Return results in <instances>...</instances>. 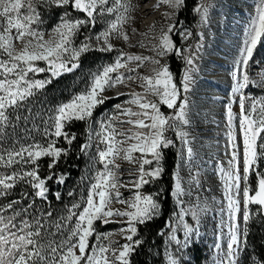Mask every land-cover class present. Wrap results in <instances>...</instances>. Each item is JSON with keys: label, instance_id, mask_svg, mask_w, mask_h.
I'll use <instances>...</instances> for the list:
<instances>
[{"label": "snow or ice", "instance_id": "obj_1", "mask_svg": "<svg viewBox=\"0 0 264 264\" xmlns=\"http://www.w3.org/2000/svg\"><path fill=\"white\" fill-rule=\"evenodd\" d=\"M183 2L184 0H157L154 7L163 3L176 9ZM41 5L75 10L83 13L86 18L72 19L69 12L65 11L46 39L45 32L38 27L42 23L41 13L38 11ZM136 7L131 0H113L111 6L109 0H0V134L5 132L6 126L12 124L10 109H19L36 90L50 84L51 78L72 72L79 67L81 55L93 48L90 37H85L84 42L74 46L75 37L83 26L94 25L97 17L105 13L113 14L115 18L96 37L97 41H102L97 50L111 52L114 45L110 37L115 35L125 41L130 39L124 25L130 20L134 22L131 12ZM196 11L201 14V22L206 23L207 6L201 5ZM175 27L174 23H169L166 29H161L158 37H154L158 40V43L152 46L155 56L129 54L120 50L114 63L104 66L92 75L85 92L57 106L54 113L43 122V135L49 138L46 145L33 142L10 150L0 149V165H32L30 170L13 171L11 174L0 173V197L7 196L17 182H23L33 189L31 197L47 201V182L56 179L57 183H65V175L57 176L52 170L62 157H67L70 153V147H57L56 141L62 137L66 144L71 146L77 138L75 133L65 130L66 124L73 120L83 121L91 118L93 110L110 99L105 95L108 89L124 84L126 80L140 82L143 92H131V99L127 101L138 110L132 107L122 109V106L117 104L116 109L126 119L109 117L99 123V131L89 126L87 142L80 146V152L88 154V150L93 147L95 136L99 143L92 159L102 165V169H97L83 204L74 203L68 209V215L57 220H52L51 210L39 215L33 214L29 218V210L35 206L34 198L26 207L16 210L15 205L30 198L27 192L22 194L21 199L0 206V264H130V254L142 243L140 239H134L138 233V225H144L160 214L159 194H143L140 189L156 180L164 171V150L175 144L167 133L173 132L181 143V164L189 163L194 155V138L186 127L191 124L187 94L194 83V58L184 57L187 67L180 82L174 79L168 65L157 58L165 57L173 51L177 55H183L184 50L175 46L171 35ZM149 31H154V28ZM142 35L146 36L147 33ZM179 35L187 39L192 33L184 31ZM139 43L141 47L144 46L142 41ZM260 44H264V0H259L256 13L246 31L232 73V95L225 105L229 152L227 167L222 164L219 172L227 202L226 227L229 240L219 264H239L237 257L246 243L247 225L252 219L250 206L256 205L258 211L264 212V172L258 170V164L264 161V97L251 98V103L246 105L250 98L244 94L249 86L264 87V76L253 80L248 73L249 63ZM39 61H44L47 67H39L36 63ZM129 62H136L135 68L129 67ZM145 62L153 65L151 74L133 75ZM121 69L125 71H120ZM46 71L51 73L48 80L29 79V73ZM233 103H238V114L233 111ZM162 106L172 110L171 113L165 114L161 110ZM21 119L26 121L28 117L16 116V120ZM122 124H128L130 127H117ZM238 136L242 140V154L239 151ZM137 153L138 156L134 155ZM42 157L51 158L48 164L50 174L46 177H42L39 172L38 161ZM118 159L136 165V176L131 181L135 191L129 200L122 199V193L119 191L127 185L120 184V165L116 163ZM189 168L190 180L199 185L198 173L191 174L190 163ZM253 174L257 177L254 189L249 184V177ZM182 183L180 172L177 171L175 188L171 194L177 197L180 206L179 213H173L174 217H179V223H169L171 231L168 240V243L175 242L177 253L194 242L193 235H199L198 228L187 223L185 216L190 215L198 224L200 214L208 211L206 205L184 207L183 197L187 193ZM55 196L60 199L59 192L55 193ZM114 201L126 205V209L113 208ZM9 211L12 214L6 215ZM224 211L225 208L222 207L221 212ZM114 216L126 218V227L120 230V234L127 242L118 247L114 246L118 242L111 239V233L98 234L94 227V222L108 224ZM74 217V226H69L67 222L72 221ZM65 228H68L67 233L64 232ZM181 228L183 240L178 239L176 235ZM93 236L98 243L90 245L89 240ZM103 240L108 243H100ZM216 247L219 249L220 245ZM168 264H181V257L169 253Z\"/></svg>", "mask_w": 264, "mask_h": 264}, {"label": "rangeland", "instance_id": "obj_2", "mask_svg": "<svg viewBox=\"0 0 264 264\" xmlns=\"http://www.w3.org/2000/svg\"><path fill=\"white\" fill-rule=\"evenodd\" d=\"M112 2L113 0H109V6H111ZM156 2L157 0H131V3L137 6L136 9L131 12V16L134 17V22L130 20L124 25L130 39L125 41L122 38H117L115 35L110 37V41L114 45V50L111 52H101L97 50L98 47L102 45V41H97L96 37L99 33L104 31L108 23L115 18L113 14L105 13L103 16L97 17L94 25L89 24L83 26L75 37L73 42L74 46H79L85 41V37H90L93 48L81 55L79 67L77 69L58 76L59 81L67 87V90L63 94H60V98L57 96H52V98L51 96H46L48 92H50L46 89L52 85L54 81V78H51V73L47 71L43 73H29V79L48 80L51 78L52 82L46 84L43 89L36 90L35 94L29 97L19 108L22 109L33 106L36 102L44 105L40 111L32 112V114L28 112L26 114L28 117L26 120L28 121V125L25 126L22 134L24 138L28 139V144L37 142L33 140L34 135L36 132L41 131V129L37 127L38 123H36V121H42V131L44 132V120L54 113L57 106L70 101L73 96L85 92L90 85L92 75L102 70L104 66L114 63L120 50L129 54L155 56V51H153L152 46L158 43V40L154 39V37H158L161 29H166L169 23L175 24L177 11L182 5L181 4L179 8L176 9L163 3H161L159 7H154ZM258 3L259 0H202L197 8L201 5L207 6L208 20L206 23H202L201 14L196 11L197 20L195 23V30L191 32L192 35L190 37L187 39L183 38L185 44L183 56H192L196 68L193 72L194 83H192L190 91L187 94L190 101L191 124L186 127L194 138L192 143L194 155L189 162L191 165V174L197 175L198 173L200 183L196 185L190 180L189 163L181 164L179 156L178 164L173 174V191L175 188V173L179 171L183 182L182 186L187 193V195L183 197L185 201L184 207H202L206 205L208 211L200 214L198 224L190 215L185 216L184 219L187 223L198 228L199 235H193L194 242L188 247L183 248L180 252L177 253L175 242L168 243L169 233L167 234L164 244L166 264H168L169 253L179 255L181 257V264H198L199 261L203 264H219V261L224 257V252L227 250L226 246L229 240L226 227L228 222L226 210L227 202L223 195V181L220 178L219 172V168L222 164L224 167H227L226 161L229 152L226 135L227 123L225 105L229 102V98L232 95L231 90L234 83L232 73L234 71V64L239 56V50L243 46L250 21L256 13ZM38 11H40L42 17V23L38 27L41 31L45 32L46 39L52 33L54 26L61 20L65 11L69 12V16L72 19L86 18L81 12L66 8H57L55 6L47 7L41 5ZM173 13L174 15H171ZM150 28H154V31H149ZM133 29H135V31H133ZM143 33H147V35H142ZM174 33L175 29L171 34L172 38ZM141 41L144 44L143 47L140 46L139 42ZM198 45H200V47H197ZM19 46V42H17V47ZM173 53L174 51L168 53L165 57L157 58L161 59L162 63L167 64L170 69L168 57ZM36 63L39 67H47L44 61ZM135 66L136 62H129V67L135 68ZM152 67L153 65L150 62H145L133 73V75H149L151 74L150 70ZM186 67L187 64H185L182 74L179 77L170 69L177 82L182 80ZM120 71L125 70L121 69ZM248 73L253 80H259L264 76V44L258 45L255 49L253 58L248 66ZM133 91L143 92L138 80L131 82L126 80L124 84L108 89L105 95L110 97V99H107L104 104L98 105L93 110L92 117L86 119L89 126L91 125L93 130L99 131V123L101 121H106L109 117L126 119V117L122 116L120 111L116 109L115 105L117 104H120L122 109L132 107L134 110H138L135 105L127 103V101L131 99L130 93ZM244 94L250 98L246 101L247 105L251 103V98L259 99L264 97V87L258 85L249 86L245 89ZM232 107L233 111L238 114L240 111L238 103H233ZM164 108L167 107L162 106L161 110L166 114ZM19 109H14V113ZM18 122L19 121H16L14 123L15 128L18 126ZM236 124L238 126V120ZM117 127L127 129L130 125L122 124L117 125ZM17 135L18 129L14 131V146L19 141ZM48 140L49 138L46 137L45 140L39 143L46 145ZM98 143L99 141L93 136V147L88 150L87 155L84 154L86 165L80 180V195L78 199L71 200L73 203L83 204L84 200H86L90 184L94 182L97 169H102V165L92 159L96 153V145ZM238 143L240 144L239 151L242 154L243 145L239 136ZM100 147H103V145H100ZM181 147L180 143L179 152ZM134 155L138 156L139 154L137 153ZM185 159H187L186 154ZM116 163L120 165L118 172L120 184L127 185V187H121L119 189L122 193L121 198L129 200L133 197L135 191L132 188L131 181L136 176V165L121 159H118ZM153 167H155V165H153ZM258 170L264 172V161L258 164ZM159 178L160 177L156 180ZM256 181L257 177L255 174L249 177L251 188L254 189L256 187ZM155 189L156 187L151 182L142 186L140 191L143 194H151L149 190ZM173 200L176 206L175 213H179L180 206L177 203V197L173 196ZM112 207L125 210L127 206L114 201ZM222 207L225 208L223 213L221 212ZM79 210L73 209V211ZM249 210L252 219L249 220L247 229H249V225L253 218L259 213L264 216V212L258 211V206L256 205H251ZM11 214V211L6 213V215ZM66 215H68V212ZM96 222H94V225L98 226L99 224H96ZM109 223L111 224V229L108 231H97L96 233H111V239L118 242V244L114 245L116 247L127 242L124 236L120 234V230L126 227V218L114 216ZM178 223L179 217L173 216L172 224ZM67 224L69 226H74L75 217L72 221H68ZM241 226L243 227V224ZM53 230L55 231V229ZM67 231L68 228H65L64 232L67 233ZM176 235L178 239L183 240V229L181 228ZM95 243L98 242L95 240L93 244ZM100 243L107 244L108 241L103 240L100 241ZM246 244L247 238L246 243L241 247L237 257L239 264H243L244 262ZM217 245H220L219 249L216 247ZM252 261V264H264L263 261L261 262L257 258H254Z\"/></svg>", "mask_w": 264, "mask_h": 264}, {"label": "trees", "instance_id": "obj_3", "mask_svg": "<svg viewBox=\"0 0 264 264\" xmlns=\"http://www.w3.org/2000/svg\"><path fill=\"white\" fill-rule=\"evenodd\" d=\"M201 1L202 0H184L181 7L178 9L175 19V33L173 34V39L177 48L185 50L183 38L179 33L186 30L194 32L197 20L196 8ZM168 64L173 73L179 77L182 74L186 62L183 55H177L174 51V53L168 57ZM46 90L50 91L46 96H51L52 98V96L59 97L60 94H63L67 90V87L59 81V77H55L52 85ZM43 106L44 105L36 102L33 106L19 109L15 113L14 109H10L9 112L12 114V124L6 126L5 132L0 134V149L10 150L13 147L18 148L21 144H28V139L24 138L22 134L25 126L28 125V121L23 119L16 120V116L27 117L26 114L28 112L31 114L32 112H38ZM164 110L166 114H170L172 111L168 108H164ZM14 121H19L17 128L14 126ZM36 123H38L37 127H39L41 131L36 132L33 140L41 142L46 139L42 131L43 124L41 120L36 121ZM16 129H18V146L17 144L14 146V131ZM65 130L69 133H75L77 138L71 146H68L62 137L58 139L56 145L61 148L70 147V153L67 157H62L58 165L52 170L57 176L61 174L65 175V183H57L56 179L48 181V199L45 201L38 197H31L33 189L26 183L17 182L16 186L10 190L7 196L0 197V206L6 205L13 200L21 199L22 194L27 192L30 194V198L22 200V203L15 205V208L16 210H20L26 207L31 202V199L34 198L35 206L29 210V218H31L33 214L39 215L49 210L53 213L52 220H57L61 216H67V209L74 204L71 200L78 199L80 195V180L86 165L85 156L80 152V146L87 142L89 123H87L86 120H73L66 124ZM167 135L175 141V144L169 149L164 150L162 163L164 171L158 180L152 182L156 189L149 190L151 194H159L158 198L161 202V211L160 214L151 221L144 225H138V233L134 239H140L142 243L130 254V264H166L164 244L166 236L171 230L169 223L172 224L173 213L176 212V206L171 193L173 192V174L178 164L180 148V142L176 139L174 133L168 132ZM50 161V157H42L38 161L39 172L42 177H46L50 174V170L48 169ZM31 167L32 165L30 164L13 165L10 167L0 165V173L11 174L13 171L30 170ZM57 192L60 193V199H57L55 196ZM69 193H72V195H69ZM96 224H99L98 226L94 225L96 232L108 231L111 229L110 223L103 224L102 222H96ZM94 241L95 237L93 236L89 240L90 245L93 244ZM244 254L243 264H252L254 258L264 262V216L260 213L253 218L249 225ZM198 264L203 263L199 261Z\"/></svg>", "mask_w": 264, "mask_h": 264}]
</instances>
